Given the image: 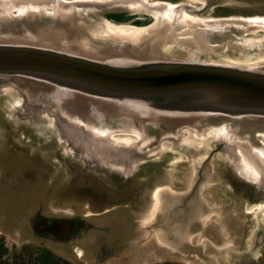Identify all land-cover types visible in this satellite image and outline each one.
Here are the masks:
<instances>
[{"label": "rangeland", "instance_id": "1", "mask_svg": "<svg viewBox=\"0 0 264 264\" xmlns=\"http://www.w3.org/2000/svg\"><path fill=\"white\" fill-rule=\"evenodd\" d=\"M151 1L183 4L178 17L185 13L201 19L264 17V0ZM109 12L123 13L109 19L117 25L156 22L149 15L153 12L124 6L98 9L79 18L93 34L101 35ZM170 15L163 13L173 19ZM169 19L159 23L165 26ZM173 24L179 43L167 46L197 57L203 50L184 42L191 23L178 20ZM5 31L24 39L23 27ZM223 31L229 36L228 44L236 43V47L243 38L264 41L260 26ZM110 38L129 41L120 35ZM222 48L204 55L253 61L264 68V62H258L264 45L243 46L231 53ZM36 84L25 82L20 87L31 100L40 102L41 88ZM14 85L0 77V90L14 92V96L0 93V235L10 248L44 246L76 264H264V193L239 169L227 149H217L220 134L242 140L264 156L263 123L248 129L227 119L146 126L156 131L149 137L151 144L139 148L147 151L143 160L123 172L114 165L97 166L88 155L77 152L48 114L35 119L24 115L23 106L18 105L24 98ZM109 127L118 129L112 120L108 127L97 125L99 130ZM206 130L207 136L197 134ZM115 137L128 145L137 139L134 133H116ZM42 217L51 219L54 229L42 228ZM72 220L79 226L66 235L62 229Z\"/></svg>", "mask_w": 264, "mask_h": 264}, {"label": "water", "instance_id": "2", "mask_svg": "<svg viewBox=\"0 0 264 264\" xmlns=\"http://www.w3.org/2000/svg\"><path fill=\"white\" fill-rule=\"evenodd\" d=\"M101 1L66 0L65 5L51 0L33 4L0 2V77L17 84L14 88L24 98L18 104L23 106L24 115L35 119L48 114L55 119L62 138L77 152L88 155L97 166L114 165L123 172L143 160L146 150L139 148L149 147V137L156 132L146 130V126L159 124L164 128L215 119L244 124L246 129L264 124V68L253 61L204 55L212 48L219 51L225 47L231 53L243 46H263L262 39L243 38L237 40L240 47H236V43L228 44L229 36L223 31L259 26L238 16L213 18L215 21L194 20L183 14L178 17L181 7L173 12V19L159 12L156 22L139 40L117 41L93 34L79 16L121 6L154 13L169 2H153L159 9L133 2ZM121 14L109 12L104 25ZM166 19L172 24L162 25ZM178 20L191 23L184 42L203 50L197 57L167 46L179 43L173 24ZM21 27L24 39L23 35L5 31ZM116 45L121 48L116 50ZM263 57L258 62H264ZM25 82H37L40 102L31 100L20 87ZM111 120L118 129L97 128L108 127ZM116 133H134L137 139L129 145L127 141L120 143ZM219 136L217 149H227L237 161L241 152L247 158L255 152L242 140ZM101 149L116 156L129 153L130 157L103 159L97 153ZM255 184L264 193V179Z\"/></svg>", "mask_w": 264, "mask_h": 264}, {"label": "bare ground", "instance_id": "3", "mask_svg": "<svg viewBox=\"0 0 264 264\" xmlns=\"http://www.w3.org/2000/svg\"><path fill=\"white\" fill-rule=\"evenodd\" d=\"M47 0H0V2H4L6 4H19V3H30L33 4L35 2H46ZM52 3H57L59 2V4L61 5H65L66 0H51ZM107 1H112V2H118V1H122V2H133V4H140V5H149L150 7L155 6L154 8H159L157 5H155L151 0H107ZM191 1V0H190ZM194 1V0H192ZM101 2H105L101 1ZM183 6V4L177 5V4H173V3H167V6L165 8H159L160 10L157 9V12H154L153 15L149 14L151 17H157V14H159V12H163V13H168L171 14L170 17L173 18L172 13L176 12L178 9H180ZM143 15V14H142ZM148 15V14H146ZM185 15L187 16V18L190 19H194V20H203L201 18H196L193 17L190 14L185 13ZM142 18V17H141ZM243 17H241L240 20L245 21L246 23H251L254 24L256 26H260V25H264V17L262 16H254V17H245V19H242ZM144 19V18H143ZM147 19V18H146ZM211 21H215V20H211ZM149 30L148 26H127V25H117L114 24L112 22L107 23L106 29L104 30V32L102 33L103 37H111L113 35H120V36H124L129 40L132 41H137L139 40V38H141L143 35H145L147 33V31ZM264 60V59H263ZM6 90H12V89H4L1 92H5L7 94H9L10 96H14V92L13 91H6ZM19 104L23 103V100L20 102H18ZM218 139H220V136L218 137ZM118 140V139H117ZM120 142L125 141V140H119ZM124 146V145H123ZM97 153L102 156L103 159H119L120 156L121 157H125V158H129L130 155L129 153H121V155H114L109 153L107 150L105 149H101L99 151H97ZM241 154V158L238 159L239 163V169L246 172L247 175H249L253 181L255 182H260V180L264 179V175H263V169H264V156L258 152H252V154H250V158H247L245 156V154H243V152L240 153ZM123 167V166H122ZM130 167H127L125 170H129ZM160 192H161V188L158 187L156 188L155 192H154V200L156 201V205H159L158 203L160 202Z\"/></svg>", "mask_w": 264, "mask_h": 264}, {"label": "trees", "instance_id": "4", "mask_svg": "<svg viewBox=\"0 0 264 264\" xmlns=\"http://www.w3.org/2000/svg\"><path fill=\"white\" fill-rule=\"evenodd\" d=\"M0 264H76L50 248L29 244L21 248H10L6 237L0 235ZM154 264H185L177 261H164Z\"/></svg>", "mask_w": 264, "mask_h": 264}, {"label": "flooded vegetation", "instance_id": "5", "mask_svg": "<svg viewBox=\"0 0 264 264\" xmlns=\"http://www.w3.org/2000/svg\"><path fill=\"white\" fill-rule=\"evenodd\" d=\"M209 1V0H208ZM209 4V2H207V5ZM43 218V217H42ZM45 220V218H43ZM40 222H42V219H40ZM60 224V223H59ZM79 226V223L77 220H72L68 223L65 224V227L62 229V231L64 232V234H72V232L74 230H76ZM42 228H47V229H54V225L51 219H46L45 223L42 225Z\"/></svg>", "mask_w": 264, "mask_h": 264}]
</instances>
